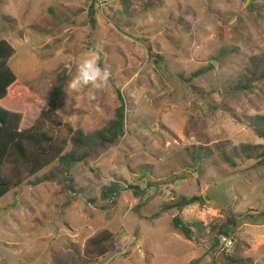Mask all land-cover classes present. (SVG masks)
Here are the masks:
<instances>
[{
    "label": "rangeland",
    "instance_id": "rangeland-1",
    "mask_svg": "<svg viewBox=\"0 0 264 264\" xmlns=\"http://www.w3.org/2000/svg\"><path fill=\"white\" fill-rule=\"evenodd\" d=\"M93 5L95 27L92 3L84 0H0V41L16 50L10 66L28 91L9 103L23 111L22 129L52 110L90 134L122 107L127 129L117 144L79 163L71 182L33 186L50 167L0 200V264H216L238 248L264 264V169L255 161L231 168L220 156L222 147L263 143L242 121L264 115V82L245 93H231L230 86L264 54V0ZM92 49L109 80L100 90L67 92ZM222 54L215 72L190 83L178 79ZM198 151L201 160L193 158ZM185 168L195 169L191 177ZM142 171L147 177L139 182ZM106 188L119 192L104 197ZM201 195L204 204L164 210L179 197ZM176 218L202 231L191 227L190 241L174 227ZM230 221L235 247L222 252L219 240L207 236ZM104 232L115 241L100 257L89 241Z\"/></svg>",
    "mask_w": 264,
    "mask_h": 264
},
{
    "label": "trees",
    "instance_id": "trees-1",
    "mask_svg": "<svg viewBox=\"0 0 264 264\" xmlns=\"http://www.w3.org/2000/svg\"><path fill=\"white\" fill-rule=\"evenodd\" d=\"M91 2L89 16L93 27L96 25L94 2L96 0H84ZM249 9H255L252 4ZM16 55L14 47L5 40L0 41V200L4 199L11 191L23 187L28 181L39 176L44 170L51 167V170L43 177L37 178L33 186L45 182H53L59 178L71 182L68 178L71 171L81 162L90 159L99 149L108 148L117 144L127 134L125 123V109L119 108L116 118L106 127L90 134H85L82 130H75L72 126L64 124L59 116L51 111L42 113L36 122L27 129H22L24 113L17 110L9 103L20 100L28 96V91L24 83L18 79L10 66L12 58ZM154 58V56H152ZM226 58L222 54L215 58L210 65L194 72L189 77L180 74L178 79L184 83H190L198 78L206 76L210 72H215ZM155 63L159 64L157 60ZM264 82V54L253 57L250 60V67L247 73L234 85L230 86L231 93H245L251 91L257 84ZM242 124L251 129L254 134L263 141L261 144H240L232 151L221 148V160L231 168H238L242 161H255L257 165L264 169V115L248 117ZM201 151L193 154L195 160L204 157ZM207 156V155H206ZM195 169L185 168L184 174L191 177ZM137 180L144 181L147 174L137 173ZM31 183V182H29ZM152 186V185H149ZM136 190V195H143L140 187H132ZM118 190L106 188L103 191L104 197L110 194H118ZM206 197L203 195L187 198L179 197L172 205L164 210L177 208L184 210L204 204ZM174 227L190 241L193 240L194 230L202 231L197 224L185 225L180 219L173 221ZM234 221L222 225L213 234H208L210 240H220L222 236H231L235 233ZM114 235L104 232L98 237L89 241V246L95 254L104 257L107 250L114 244ZM238 254L228 256L222 253L216 259V264H253L250 258H244L243 248H238Z\"/></svg>",
    "mask_w": 264,
    "mask_h": 264
},
{
    "label": "clouds",
    "instance_id": "clouds-1",
    "mask_svg": "<svg viewBox=\"0 0 264 264\" xmlns=\"http://www.w3.org/2000/svg\"><path fill=\"white\" fill-rule=\"evenodd\" d=\"M101 55L96 49L89 50L78 63L76 75L67 82L66 91L79 93L86 88L100 90L110 77L108 67L101 66ZM89 99H94V95L89 93Z\"/></svg>",
    "mask_w": 264,
    "mask_h": 264
},
{
    "label": "built area",
    "instance_id": "built-area-1",
    "mask_svg": "<svg viewBox=\"0 0 264 264\" xmlns=\"http://www.w3.org/2000/svg\"><path fill=\"white\" fill-rule=\"evenodd\" d=\"M219 247L222 252H230L235 247V241L231 236H222L219 240Z\"/></svg>",
    "mask_w": 264,
    "mask_h": 264
}]
</instances>
